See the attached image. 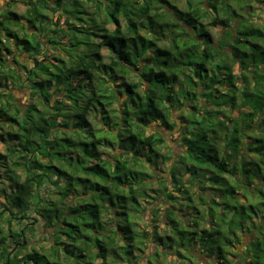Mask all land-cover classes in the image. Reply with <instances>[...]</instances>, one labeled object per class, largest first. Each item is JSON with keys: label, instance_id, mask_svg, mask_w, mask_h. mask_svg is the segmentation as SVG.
Masks as SVG:
<instances>
[{"label": "trees", "instance_id": "trees-1", "mask_svg": "<svg viewBox=\"0 0 264 264\" xmlns=\"http://www.w3.org/2000/svg\"><path fill=\"white\" fill-rule=\"evenodd\" d=\"M10 2L0 264H264V0Z\"/></svg>", "mask_w": 264, "mask_h": 264}, {"label": "rangeland", "instance_id": "rangeland-1", "mask_svg": "<svg viewBox=\"0 0 264 264\" xmlns=\"http://www.w3.org/2000/svg\"><path fill=\"white\" fill-rule=\"evenodd\" d=\"M9 4H11L10 0H0V12L4 9L8 10V9H11L13 12L17 13V14H22L24 13L25 11V7L23 4H16V5H13V6H9ZM252 12V10H251ZM254 17H255V21L259 22L260 24H263V14L260 13L259 11H256V13L254 14ZM211 31L213 32L214 34V37L215 39H219L220 36H221V27L217 24H213L211 25ZM103 53L107 54V51L106 50H103ZM236 70H238V68H236ZM16 93V96L21 100V103L24 105L25 103L29 102L28 98L25 97V95H23L22 92H15ZM178 112H175L173 117L177 118L178 117ZM188 116V115H187ZM155 128H157V126H155ZM164 129V128H162ZM151 130H154V129H151ZM180 135V128H175V130H173V132H169L167 131L166 132V136H167V140H168V144L170 145V147L173 149L174 153L177 155L178 153H180L181 149L178 147V141L176 142V139L177 137H179ZM0 151L1 152H5V149L3 146H0ZM106 158H108V156H106ZM172 163V162H171ZM166 166H161V169H164ZM166 169V168H165ZM158 174L162 177L164 176L165 174H162L161 172H158ZM158 206V204H157ZM149 208H151V205L148 206ZM151 218V215L147 213V216H146V219L147 221H149V219ZM48 235V234H51V231H43L42 232V235ZM28 238L29 239H35V237L31 234L28 235ZM37 238V236H36ZM38 239H40V237H38ZM41 240V239H40ZM45 240V239H44ZM245 240L248 241V238L245 237ZM51 242V240H50ZM145 255V254H144ZM148 254H146L147 256ZM98 264H100V262H98Z\"/></svg>", "mask_w": 264, "mask_h": 264}]
</instances>
